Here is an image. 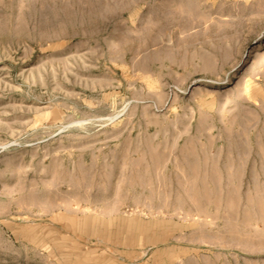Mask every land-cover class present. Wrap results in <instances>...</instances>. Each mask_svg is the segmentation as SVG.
<instances>
[{
    "label": "rangeland",
    "instance_id": "1",
    "mask_svg": "<svg viewBox=\"0 0 264 264\" xmlns=\"http://www.w3.org/2000/svg\"><path fill=\"white\" fill-rule=\"evenodd\" d=\"M0 264H264V0H0Z\"/></svg>",
    "mask_w": 264,
    "mask_h": 264
}]
</instances>
